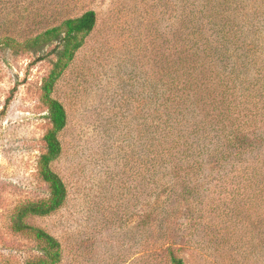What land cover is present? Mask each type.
I'll return each mask as SVG.
<instances>
[{
  "label": "rangeland",
  "instance_id": "374dc122",
  "mask_svg": "<svg viewBox=\"0 0 264 264\" xmlns=\"http://www.w3.org/2000/svg\"><path fill=\"white\" fill-rule=\"evenodd\" d=\"M228 1L230 14L211 18L219 10L208 0H0V39L23 41L88 10L97 16L53 92L68 114L52 162L66 201L26 219L60 241L58 264H172L170 251L186 264H264V0ZM231 24L247 48L233 57L246 85L234 88V103L239 90L248 94L232 130L257 149L232 148L227 163L210 157L201 170H176L164 152L155 166L154 111L185 77L186 44L204 39L194 29L214 38ZM54 46L18 52L0 43V264L42 255L13 216L50 195L38 162L51 126L41 96Z\"/></svg>",
  "mask_w": 264,
  "mask_h": 264
},
{
  "label": "trees",
  "instance_id": "16d2710c",
  "mask_svg": "<svg viewBox=\"0 0 264 264\" xmlns=\"http://www.w3.org/2000/svg\"><path fill=\"white\" fill-rule=\"evenodd\" d=\"M228 0H208V8L212 17L229 13L225 9ZM228 14V15H229ZM97 21L96 12L88 10L76 17H69L59 24L53 25L42 32L18 41L12 37H3L0 43L14 51H42L48 45H55L51 52L56 53V60L42 83L43 103L47 106L51 126L44 135L46 150L38 162L40 177L47 182L50 195L46 199L24 203L13 216V228L16 231L31 234L38 242L42 255L27 264H58L62 256L60 241L50 232L26 221L32 216H47L62 207L67 198V187L62 177L52 169V162L61 154L62 144L60 132L68 123V114L64 104L53 96L54 88L69 67L77 51L84 45L86 37L93 31ZM207 31V30H206ZM206 31L194 29V34L204 37L203 40H189L186 44L185 77L177 87L168 88L167 104L155 108L154 134L156 136L155 160L158 165L162 160L173 158L172 167L203 168L206 159L216 157L219 162L227 163L233 156L231 149L241 155L258 147L257 141L246 134L232 130L231 120H242L246 92L239 90L238 102L234 103V88L238 85L245 89L243 68L235 71L238 65L234 62L236 52L247 55L245 40L235 39L243 29H234L231 25L216 31L214 38L207 36ZM190 29L188 33L190 34ZM234 37V39L232 38ZM243 62V61H241ZM240 83V85L238 84ZM217 85L222 88L221 96L214 93ZM246 89L251 92V89ZM201 90H207L205 99L198 98ZM159 97H157V101ZM247 104V103H246ZM166 114V115H165ZM236 114V117H232ZM165 115V116H163ZM242 122V121H241ZM235 132V133H234ZM165 152V154H164ZM163 154V155H162ZM164 157V158H163ZM172 264H186L182 257L170 251Z\"/></svg>",
  "mask_w": 264,
  "mask_h": 264
}]
</instances>
